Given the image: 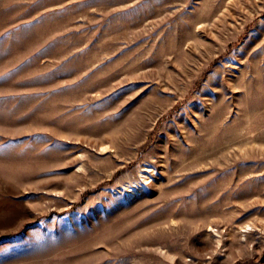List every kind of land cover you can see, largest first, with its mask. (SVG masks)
Here are the masks:
<instances>
[{"label": "rangeland", "instance_id": "rangeland-1", "mask_svg": "<svg viewBox=\"0 0 264 264\" xmlns=\"http://www.w3.org/2000/svg\"><path fill=\"white\" fill-rule=\"evenodd\" d=\"M0 264H264V0H0Z\"/></svg>", "mask_w": 264, "mask_h": 264}]
</instances>
